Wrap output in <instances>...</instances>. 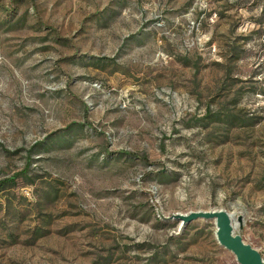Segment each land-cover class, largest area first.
<instances>
[{
	"label": "rangeland",
	"instance_id": "374dc122",
	"mask_svg": "<svg viewBox=\"0 0 264 264\" xmlns=\"http://www.w3.org/2000/svg\"><path fill=\"white\" fill-rule=\"evenodd\" d=\"M0 183V264L264 258V0H0Z\"/></svg>",
	"mask_w": 264,
	"mask_h": 264
},
{
	"label": "water",
	"instance_id": "95a60500",
	"mask_svg": "<svg viewBox=\"0 0 264 264\" xmlns=\"http://www.w3.org/2000/svg\"><path fill=\"white\" fill-rule=\"evenodd\" d=\"M173 218L181 221L182 225L200 218L215 220L218 242L235 254L239 264H264L262 254L235 232L236 221L232 213L224 209L198 210L187 214H174Z\"/></svg>",
	"mask_w": 264,
	"mask_h": 264
},
{
	"label": "trees",
	"instance_id": "16d2710c",
	"mask_svg": "<svg viewBox=\"0 0 264 264\" xmlns=\"http://www.w3.org/2000/svg\"><path fill=\"white\" fill-rule=\"evenodd\" d=\"M133 155H135V154H133ZM1 184V183H0Z\"/></svg>",
	"mask_w": 264,
	"mask_h": 264
}]
</instances>
